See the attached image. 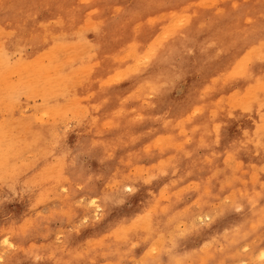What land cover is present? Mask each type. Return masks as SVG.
<instances>
[{
    "label": "rangeland",
    "instance_id": "1",
    "mask_svg": "<svg viewBox=\"0 0 264 264\" xmlns=\"http://www.w3.org/2000/svg\"><path fill=\"white\" fill-rule=\"evenodd\" d=\"M0 40V264H264V0H0Z\"/></svg>",
    "mask_w": 264,
    "mask_h": 264
},
{
    "label": "bare ground",
    "instance_id": "2",
    "mask_svg": "<svg viewBox=\"0 0 264 264\" xmlns=\"http://www.w3.org/2000/svg\"><path fill=\"white\" fill-rule=\"evenodd\" d=\"M58 20H59V19H58ZM50 22H51V21H50ZM88 22H90V21H87L86 23H88ZM97 22H98V21H97ZM84 23H85V22H84ZM86 23H85V24H86ZM85 24H84V25H85ZM88 24H89L90 27H91V25H93L92 22H91V24H90V23H88ZM87 26H88V25H87ZM87 26H86V27H87ZM86 27L83 26V28H86ZM90 27H89V28H90ZM92 27H94V25H93ZM96 28H97V27H96ZM96 28L94 27V30H96ZM80 30H81V29H80ZM85 30H87V29H85ZM91 30H92V29H91ZM82 31H83V29H82ZM87 31H88V30H87ZM92 31H93V30H92ZM79 32H80V31H79ZM85 32H86V31H85ZM83 33H84V32H83ZM80 35H81V34H80ZM96 35H97V33H96ZM64 36H66V35H64ZM70 37H71V36H70ZM75 38H76V40H77V35H76ZM78 38H79V37H78ZM83 38H84V36H83ZM62 39H63V38H62ZM64 40H65V39H64ZM74 40H75V39H74ZM76 40H75V41H76ZM1 41H2V40H0V42H1ZM72 41H73V40H72ZM82 41H83V40H82ZM85 41H86V40H85ZM85 41H83V44H84ZM78 42H79V41H78ZM53 43H54V42H53ZM53 43H52V44H53ZM58 43H59V42L55 43V45L53 44V47L56 46ZM68 43H69V42L66 41V44H68ZM71 43H72V42H71ZM59 44L61 45V43H59ZM63 44H65V41L63 42ZM78 44H79V43H78ZM85 44H86V43H85ZM71 45H72V44H71ZM74 45H75V44H74ZM74 45H72V47H74ZM80 45H81V44H80ZM96 45H97V44H96ZM61 46H62V45H61ZM61 46H60V47H61ZM83 46H84V45H83ZM85 46H86V45H85ZM18 47H19V46H18ZM58 47H59V46H58ZM65 47H66V45H65ZM69 47H70V46H68V48H69ZM89 47H92V44H91V46L88 45L87 48H89ZM70 48H71V47H70ZM70 48H69V49H70ZM85 48H86V47H85ZM51 49H53V48H51ZM69 49H66L67 51H65V50H64V51L67 52V54H68V53H69V51H68ZM82 49H83V48H82ZM82 49H81V50H82ZM58 50H59V49H58ZM94 50H95V49H94ZM88 51H89V50H88ZM5 52H6V51H5ZM51 52L53 53L52 55L54 56L55 53H54L53 51H51ZM51 52H50V54H51ZM59 52H61V51H59ZM91 52H92V51H91ZM251 52H252V51H251ZM62 54H63V53H62ZM67 54L65 53L64 55H67ZM52 55H51V56H52ZM57 55H58V54H57ZM59 55L61 56V54H59ZM59 55H58V56H59ZM84 55H85V54H84ZM87 55L89 56V55H90V52H89V54H87ZM91 55L93 56V54H91ZM61 58H62V57H61ZM63 58H64V57H63ZM67 58L70 59V56L68 55ZM89 58H90V57H89ZM58 60L60 61V59H55V61H57V65H56V66L59 67V65H60L61 62H59ZM64 60H65V59H64ZM88 60H89V59H88ZM88 60L86 59V62H87ZM69 61H70V60H69ZM82 61H83V60H82ZM35 62H37V61L35 60ZM31 63H32V61H31ZM58 63H59V64H58ZM64 63H66V62H64ZM81 64H82V63H81ZM81 64H80V65H81ZM91 65H92V64H91ZM83 66H84V65H83ZM95 66H97V65H96V62H95ZM242 66H243V65H242ZM60 67H61V66H60ZM1 68L4 69L5 66L2 65ZM86 68H87V67H85V69H86ZM88 69H89V66H88V68H87L86 70H88ZM241 69H242V68H241ZM86 70H85V71H86ZM40 71H42V70H40ZM51 71H52V70H51ZM58 71L60 72V71H62V70H59V69H58V70H54V71H52V73H51V72H50V73H51V75H53L55 72L57 73ZM82 71H83V70H82ZM85 71H84V72H85ZM88 71H89V70H88ZM38 72H39V71H37V74H38ZM84 72H82L83 75H84ZM235 72H239V69H238V71H235ZM64 73H65V72H64ZM66 73H67V72H66ZM66 73H65L64 76H66ZM88 73H89V72H88ZM241 73L243 74V70H242ZM37 74H36V75H37ZM85 74H86V73H85ZM238 74H240V73H238ZM58 75H59V73H58ZM80 76H81V75H80ZM84 76H87V75H84ZM78 77H79V76H78ZM81 77H82V76H81ZM81 77H80V78H81ZM52 78L55 79L54 81H56V80L58 81V79H57L56 77H51V80H52ZM59 78H61L63 81L66 79L65 77H64V79H63V78L60 77V76H59ZM80 78H79V79H80ZM85 78H86V77H85ZM79 79H78V80H79ZM51 80H50V81H51ZM76 80H77V79H76ZM76 80H75V81H76ZM34 81L36 82V81H39V80L36 79V80H34ZM52 81H53V80H52ZM63 81L61 82V84H63V85L66 86V84L63 83ZM66 81H67V80H66ZM81 81H82V80H81ZM28 82H31V84H32L33 80H31V81L29 80ZM39 82H40V81H39ZM69 82H70V81H67V83H69ZM72 82H73V81H72ZM76 82H77V81H76ZM76 82H74V85H77V86H78V85H79V82H78L77 84H75ZM40 83H41V82H40ZM57 83H58V82H57ZM61 84H59V85L61 86ZM70 84H71V83H70ZM26 85H27V84H26ZM36 85H37V88H38L40 84H36ZM49 85H50V84H49ZM49 85H48V86H49ZM56 85H57V84H56ZM72 85H73V83H72ZM72 85H71V87H72V89H74ZM48 86H44V91H45V92H46V89H48L47 92H49V90H52V89L48 88ZM60 86H59V88H60ZM42 87H43V84H42ZM45 87H47V88L45 89ZM53 87H54V86H53ZM53 87H52V88H53ZM66 87H67V86H66ZM69 87H70V86H69ZM21 88H22V87H21ZM23 88H24V87H23ZM40 88H41V87H40ZM63 88L65 89L64 86H63ZM256 88H259V87H256ZM42 89H43V88H41V89L38 88V89L35 91L36 93H38L37 95H40V94L42 95V93H41V91H40V90H42ZM60 89H61V91H62V88H60ZM68 89H69V88H67V91H68ZM34 90H35V89H34ZM38 90H39L40 92H39ZM54 90L57 92V93H56V92H53V93H55V95H54V98H55V96L57 97V94H58V91H57V90H58V87H57V89H53L52 91H54ZM44 91H43V93H44ZM61 91L59 90V93H60ZM63 91H66V90H63ZM251 91H252V90H251ZM251 91H250V92H251ZM35 92H33L34 94H33V93H30V95H32V94H33V95H36ZM27 93H28V91H27ZM49 93H50V92H49ZM51 93H52V92H51ZM51 93H50V94H51ZM50 94H49V97H48L49 100H50V97H51V98L53 97L52 94H51V95H50ZM41 95H40V96H41ZM44 95H45V94H44ZM59 95L62 96L63 94L60 93ZM59 95H58V96H59ZM64 95H65V92H64ZM70 95H71V98H72V97H73V96H72L73 93H71ZM252 95H253V94H252ZM65 96H66V95H65ZM45 97H47V95H46ZM66 97H67V96H66ZM245 97H246V98H249V97H247V96H245ZM62 98H64V97L62 96ZM67 98H68V97H67ZM71 98L68 99V100H69V103L67 102L68 104H70V100H71V102H72V99H73V98H72V99H71ZM74 98H75V96H74ZM77 98H78V97H77ZM250 98H251V97H250ZM43 99H45V98H43ZM59 99H61V98H59ZM75 99H76V98H75ZM52 100H53V99H52ZM54 100H55V99H54ZM54 100H53V101H54ZM68 100H62V101H68ZM245 100H248V99H245ZM5 101H7V100H5ZM47 101H48V100L46 99V102H47ZM55 101H56V100H55ZM73 101H74V100H73ZM8 102H9V101H8ZM43 102L45 103V101H43ZM57 102H58V101H57ZM57 102H55V104H56ZM230 102H231V101H230ZM232 102H234V101H232ZM2 103L5 104L6 102L3 101ZM67 103H64V104L62 103V104L64 105V107H67V106H65V104L67 105ZM72 103H73V104H76V101H74V102H72ZM72 103H71V104H72ZM235 103H239V102H236V101H235ZM235 103H234V104H235ZM45 104H47V103H45ZM239 104H240V103H239ZM239 104H238V106H239ZM6 105H8V104H5L4 107H6ZM10 105H13V103H11ZM14 105H15V103H14ZM14 105H13V106H14ZM236 105H237V104H236ZM13 106H12V107H13ZM15 106H16V105H15ZM53 106H54L53 108L55 109L56 106H55V105H53ZM70 106H71V105H70ZM70 106H69V107H70ZM12 107H10V108H12ZM44 107H45V105H44ZM80 107H82L83 110H80V109H81ZM83 107H84V106H79V109L76 107V110H74V109H73V110H74V111H77V109H78V111L80 110V111L84 112V109H85V108H83ZM58 108H59V107H58ZM73 108H74V107H73ZM17 109H19V107H17ZM56 109H57V108H56ZM65 109L68 110V107L65 108ZM70 109H71V107H70ZM46 110H47V109L44 108L42 111H46ZM48 110H49V109H48ZM52 110H53V109H51V111H47V113H48V112H52V113H53L54 111H52ZM57 110H59V109H57ZM57 110H56V112H57ZM85 111H86V109H85ZM64 112H65V111H64ZM67 112H68V111H67ZM71 112H73L72 109H71ZM44 113H46V112H44ZM59 113H60V110H59ZM77 113H80V112H77ZM84 113H85V112H84ZM49 114H50V113H49ZM61 114H62V116H63V113H61ZM81 114L84 115L83 113H81ZM59 115H60V114H59ZM77 115H78V114H77ZM84 116H85V115H84ZM51 117H53V116H51ZM55 117H56V115L54 114V120L56 119ZM63 117H64V119H65V118L68 119L67 116H66V117L63 116ZM63 117H62V118H63ZM78 117L83 118L82 116H79V115H78ZM58 118H60V116H59ZM58 118H57V119H58ZM49 119H50V117H49ZM51 119H53V118H51ZM64 119H63V120H64ZM67 119H65V120L67 121ZM72 119L74 120V119H76V118L73 117V118H71V120H72ZM78 119H79V118H78ZM23 120H24V119H23ZM47 120H48V119H47ZM47 120L44 121V122H47ZM76 120H77V119H76ZM8 121H9V120H8ZM29 121H30V120H29ZM48 121H49V120H48ZM61 121H62V120H61V118H60V123H61ZM66 121H65V122H66ZM78 121H80V120H78ZM20 122H21V119H20ZM42 122H43V121H42ZM42 122H39V124H41ZM50 122H51V120H50L49 122H47V123H50ZM75 122H76V121H75ZM75 122H74V123H75ZM2 123H3V122H2ZM78 123H79V122H78ZM35 124H36V123H35ZM37 124H38V123H37ZM43 124H44V123H43ZM51 124H52V123H51ZM56 124H57V123H56ZM75 124H77V123H75ZM25 125H26V124H25ZM52 125H54V124H52ZM59 125H60V124H59ZM1 126H3V125L1 124ZM1 126H0V127H1ZM27 126H28V125H27ZM35 126H36V125H35ZM39 126H40V125H39ZM39 126H38V127H39ZM40 127H41V126H40ZM1 128H3V127H1ZM4 128H5V126H4ZM44 128H45V127H44ZM45 129H46V128H45ZM45 129H43V130H45ZM26 130H27V128H26ZM26 130H25V131H26ZM38 132H39L40 134H42L41 131L39 130V128H38ZM52 132H53V131H52ZM61 133H62V132H61ZM48 134L51 135L50 133H47V135H48ZM55 134H56V133H55ZM55 134H54V132H53V133H52V136L55 135ZM57 134H58V133H57ZM57 134H56V135H57ZM244 134H245V133H244ZM27 135H28V134H27ZM29 135H30V134H29ZM38 135H39V134H38ZM45 135H46V134H45ZM49 135H48V136H49ZM56 135L53 136V138H55ZM60 135H61V134H60ZM23 136H24V135H23ZM63 136H64V135H63ZM11 137H12V136H11ZM16 137H17V136H16ZM16 137L14 136V138H16ZM36 137H37V135H36ZM39 137H40V136H39ZM30 138H31V136H30ZM40 138H41V137H40ZM40 138H39V139H40ZM57 138H58V136H57ZM57 138H55V139H57ZM45 139H46L45 137H44V139H43V137H42V140H41V141H43V140L45 141ZM47 139H48V138H47ZM49 139H50V138H49ZM55 139H54V140H55ZM58 139H60V138H58ZM58 139H57V141H58ZM5 140H6V143H7V140H8V142H9V139H6V138H5ZM11 140H12V138H10V141H11ZM15 140H16V139H15ZM17 140H18V139H17ZM17 140H16V141H17ZM29 141H30V140H29ZM52 141H53V140H52ZM37 143H38V142H37ZM43 143H44V142H43ZM49 143H51V142H49ZM52 143H53V142H52ZM38 145L41 147L40 142H39ZM42 145H43V144H42ZM44 145L47 146V144H44ZM44 145H43L42 147H45ZM52 145H53V144H51L50 147H52ZM28 146H30V145H28ZM39 146H38V148H39ZM48 146H49V145H48ZM35 147H36V146H35ZM42 147H41V148H42ZM31 148H32V147H31ZM41 148L39 149L40 152H42V151H41ZM46 148H47V147H46ZM46 148H42V150H43V149H46ZM24 149H25L24 147H23V149H21V150L19 149V150H20V153L22 152V150L24 151ZM46 150H47V149H46ZM46 150H45V151H46ZM43 153H44V151L41 153V155H42ZM39 154H40V153H39ZM43 155H44V154H43ZM29 156H32V157H33V155H31V154H30ZM227 156H228V155H227ZM27 157H28V156H27ZM41 157H43V156H41ZM228 158H229V157H228ZM225 159H226V158H225ZM30 161H31V160H30ZM32 161L34 162V160H32ZM32 161H31V162H32ZM28 162H29V160H28ZM25 163H26V162H25ZM235 163H236V162H235ZM12 164H14V163H12ZM20 164L22 165V164H24V163L22 162V163H20ZM26 164H27V163H26ZM15 165H16V164H14L13 167H16V166H17V165L15 166ZM235 165H236V164H235ZM237 165H238V164H237ZM18 166H20V165H18ZM18 166H17V167H18ZM57 166H58V165H57ZM17 167H16V168H17ZM25 167H26V166H24V168L21 170L22 173H24V171H26V168H25ZM54 167H56V166L53 165V168H54ZM261 167H262V165L260 166V169H261ZM18 168H19V167H18ZM24 169H25V170H24ZM140 169H141V168H140ZM263 169H264V168H263ZM23 170H24V171H23ZM45 170H46V169H45ZM47 171H48V170H47ZM42 172H43V171H42ZM48 172L51 173L52 170H51V171H48ZM141 172H142V171H141ZM54 173H56V169H55V172H54ZM37 174H38V173H37ZM253 174H254V172H253ZM35 175H36V173H35ZM254 175H255V177H256V174H254ZM37 176H38V175H37ZM25 180H26V179L23 180L24 183H25ZM23 186H24V185H23ZM24 187H25V186H24ZM106 187H107V186H106ZM225 202H226V201H225ZM146 215H148V214L146 213ZM203 215H204V214H203ZM214 215H215V213H214ZM197 217H198V216H197ZM201 217H202V216H201ZM202 218H203V217H202ZM193 219H195V218H193ZM207 220H208V219H207ZM194 221H195V220H194ZM140 225L142 226L143 223H141ZM141 226H140V227H141ZM124 228H125V227H124ZM158 238H159V237H158ZM6 239H7V238H6ZM156 240H158V239H156ZM157 242H159V240L156 241V243H157ZM157 244H158V243H157ZM157 244H156V245H157ZM153 247H154V246H153ZM241 249H242V248H241ZM153 250H154V249H153ZM155 251H156V250H155ZM263 252H264V251H263ZM153 253H154V251H153ZM258 254H259V253H258ZM255 256H257V255H255ZM262 258H263V257H262ZM255 261H256V259H255ZM242 262H243V261H242ZM235 264H236V262H235ZM242 264H243V263H242Z\"/></svg>",
    "mask_w": 264,
    "mask_h": 264
}]
</instances>
